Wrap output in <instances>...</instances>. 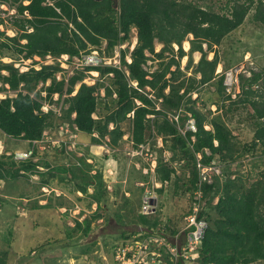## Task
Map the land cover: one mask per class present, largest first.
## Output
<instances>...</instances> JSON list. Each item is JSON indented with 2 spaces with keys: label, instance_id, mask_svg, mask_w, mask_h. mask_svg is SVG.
<instances>
[{
  "label": "trees",
  "instance_id": "1",
  "mask_svg": "<svg viewBox=\"0 0 264 264\" xmlns=\"http://www.w3.org/2000/svg\"><path fill=\"white\" fill-rule=\"evenodd\" d=\"M199 1L195 0L194 3L187 0H0V5L5 4L9 9L15 10L10 25L15 35L9 37L5 31L0 30V93L8 91L15 93L14 97L6 96L0 99V132L9 139L26 142L27 151L31 150L32 142L40 140L43 132L53 128L56 123L52 111L46 113L42 111L41 93L46 92V96L43 97L46 101L55 93L62 95L64 88L63 81L54 80L58 66L42 65L39 70L30 68L27 72H19L12 64L2 63L4 56L12 55L22 57L24 60L33 57L44 59L48 55L54 58L63 54L76 56L80 52L89 53L91 49L100 50L101 41L105 40V50L110 57L116 46L128 41L130 30L135 29L137 43L130 54V62L125 60L126 51L121 50L119 69L104 66L89 67L85 70L96 71L100 78L109 80V85L104 89V98L112 100V105L109 106L107 101L100 104L98 96L95 95L104 84L99 81L94 86H87L81 83L84 74L79 72L67 82L65 94L71 96L67 98L68 108L64 111V119L70 121V116L74 114L71 122L79 132L89 135L97 133V138L92 137V141L95 142L99 136L108 137L113 148L119 146L124 134L120 127L123 122L128 121L132 127L131 139L135 147L146 141V131L149 137L153 135L149 131L153 123L156 133L163 139L165 135L169 136L174 142V147L176 146L174 150L180 152L187 161L186 165L190 167L188 178L182 179L175 174L170 164H158L155 175L161 184L166 185L159 193L169 192L170 197L188 194L189 200L195 203L197 201L193 200V195L200 191L201 200L206 203L205 208L199 212V217L205 220L207 228L203 238L194 245L190 253L195 255L194 263L186 264L263 262L264 180L246 187L243 176L233 179L224 177L234 160L244 155L246 150L243 148L242 153L231 141L232 134L222 121L223 114L207 120L196 107V100H191L187 96L199 85L206 84L216 77L214 73L218 57L214 56L211 61L207 60L208 52H212V47L220 45L228 34L242 25L255 2L221 0L225 2L220 8L222 12H215L211 5L208 8L201 7ZM253 21L264 26V0L256 1ZM4 23L0 16V26ZM189 35L192 39L188 40L190 47L185 69L192 65V55L199 53L200 58L193 72L199 74L200 79L196 82L194 78H189V83L184 87V81H178L183 75L179 60L187 56L182 50V43ZM155 42L163 45L157 53L154 52ZM172 44L177 46V59L171 57L165 64H160L162 66L160 71L150 73L146 70L150 58L145 52L161 59L171 50ZM203 45H206V50ZM172 67H175L173 71ZM251 73V78L239 76L241 92L236 97L242 95V98L232 101V105H249L254 119L260 121L264 119V81L260 93L245 90L247 89L245 85H256L262 78V74L258 72ZM108 74H112V77L107 78ZM148 76L151 79L146 78ZM48 79L51 81L50 85L45 90L36 91L35 96L31 97L35 87ZM132 81L136 83L135 87L131 85ZM79 83L81 84L77 92L72 95ZM147 87L150 91L156 92L154 99L142 92ZM167 88L168 94H165ZM182 88L185 90L180 93ZM218 89L222 94L225 92L223 75L218 80ZM253 97H257L258 100L252 99ZM230 98L231 95L227 94V99ZM156 103L160 107L158 110L154 108ZM100 107H104L107 114L101 118H94L93 114L98 113ZM178 110H181L179 120L184 122L183 124L189 119L194 121L195 132H186L184 136L178 133L175 122L167 118L168 112ZM150 116L156 118L151 120ZM110 124L114 126L111 129ZM205 125L210 128L205 129ZM253 137L250 148L254 149L261 142L264 157V125L256 126ZM40 153L35 147L32 157L26 160H14L13 154L6 156L5 159L0 157V180L26 177L33 171L41 169L40 166L49 168L46 163L33 161ZM198 154L201 156L200 160H197ZM80 162L81 160H78L76 164L78 168L69 169L63 165L57 167L56 170L62 175L61 180L67 176L66 181L74 178V184L80 191L85 192L89 181L95 179L94 193L98 196L96 199L101 200L100 193L103 187L101 173L96 172L93 177L90 174L91 166ZM202 167L214 168L207 172L205 179L200 173ZM216 168L221 170L216 173L214 171ZM84 182L85 184H82ZM215 199L217 202L214 204ZM128 202L126 199L125 205L129 204ZM191 208L189 213L192 212ZM160 215V209L153 216L139 213L135 222L136 227L142 230L126 232L123 237L124 243L142 241L152 234L172 242L178 230L163 225ZM186 215L184 214L182 218ZM86 231H89L88 227ZM147 243L165 264H184V257L177 259L175 263L172 262L165 246L157 247L153 241ZM0 264H5L4 259L0 258Z\"/></svg>",
  "mask_w": 264,
  "mask_h": 264
},
{
  "label": "rangeland",
  "instance_id": "2",
  "mask_svg": "<svg viewBox=\"0 0 264 264\" xmlns=\"http://www.w3.org/2000/svg\"><path fill=\"white\" fill-rule=\"evenodd\" d=\"M187 1L195 3V0ZM253 1L255 4L246 15L242 25L228 34L220 45L212 47V52L207 54V60L210 61L214 56L218 57L214 73L216 77L187 94L191 100H196V107L202 111L207 120L223 114L222 121L232 134L231 141L241 152L243 148L246 150L244 155L234 160L231 168L227 171L228 174L225 173L224 176L230 179L243 176L246 187L254 182L264 180V157L262 156L261 142L254 149L250 148L255 128L258 124L264 125V119L255 120L251 108L247 104L232 105V101L242 98V95L236 97L241 92L240 75L247 79L251 78L252 71L262 74V78L256 85H245L247 88L245 90L260 93L263 89L264 26L253 21L257 0ZM224 3L221 0H200L198 4L203 8H208L211 5L213 11L219 12ZM14 15V9H9L5 4L0 5V16L5 22L3 26H0V30L5 31L9 37L15 35V31L10 27ZM190 39L192 37L188 36L185 40ZM101 42L100 50L97 52L100 57L108 58L105 50L106 42L105 40ZM136 43V30L131 29L128 41L116 46L112 56L119 55L120 51L124 50L126 51L125 60L130 62V54ZM185 43H182V50L187 56L179 60L183 75L178 79L180 82L184 81V87L189 83V78H194L196 82L200 79V75L193 72L200 58L199 53L192 55V65L189 69H185L190 47L188 44L186 50ZM154 46L155 53L163 47L158 42H155ZM203 48L206 50V45H203ZM213 51L216 53L214 54ZM145 55L150 58L146 66L147 69H145L153 73L162 70L160 64H165L171 57L177 59V46L172 44L171 50L165 53L161 59L148 52H145ZM60 61L61 57L54 58L52 56H47L44 59L33 57L27 61H23L22 57L12 55L2 58V63L12 64L19 72H27L30 68L39 70L42 65H56L59 69L54 73V80L55 82L63 81L64 88L62 95L53 94L50 100L46 101L43 100L46 92L41 93L42 105H44L41 108L42 111L45 113L52 111L56 122L53 128L47 129L44 133L48 137H52L55 142L60 141L61 149H63L56 150L46 143L40 144L37 147L41 152L40 156L33 161L46 163L49 168L40 166L41 169L33 171L26 177L22 176L17 180H0V258L4 259L5 264H120L117 254L125 246L123 237L126 232L142 230L136 227L135 221L136 216L141 213L142 203L146 197L153 200L152 212L148 214L153 216L160 209L162 224L170 229H177L180 233L184 224L182 216L187 214L194 202L189 200L188 194L170 197L169 192L159 193V190L164 189L166 185L161 184L157 179L155 169L158 164H170L178 177L187 179L190 167L186 165L187 161L184 160L180 152L174 150L176 146L174 147L171 138L165 135L163 139L160 134L156 133L153 123L149 130L153 135L149 137L148 131H146V141L137 147L133 146L132 127L128 121L120 125L124 134L116 148H113L109 143L108 137L101 138L98 134L99 139L95 142L92 141V137L97 138V133L89 135L79 132L71 122L75 115L70 116V121L65 120L64 111L68 108L67 98L71 96L65 94L67 82L74 74L82 71L71 67V62H68L69 65H65ZM93 67L102 68L104 65L94 64ZM174 69L175 67L171 68L172 71ZM229 71L238 74V93L233 88L229 94L231 98L227 99L228 90H225L223 94L220 93L218 80L223 75V86L225 87L224 83L227 81L225 74ZM83 74L87 86H94L99 81L104 84L99 87L95 95L98 96L100 104L107 101L111 106L112 100L104 98V89L109 85V80L100 78L98 72L86 71ZM169 76L168 74L167 78ZM106 77L111 78L112 74H108ZM146 78L151 79L150 76ZM50 82L48 79L45 83H39L31 93V97L35 96L36 91L45 90ZM130 83L134 87L136 86L135 82ZM227 83L229 82L227 81ZM79 86L80 84L75 86L72 95L77 92ZM183 90L185 88H182L180 93ZM142 92L151 98L156 93L150 91L148 87ZM164 93L168 94V88ZM6 96L14 97L15 93L10 91L0 93L1 99ZM252 99L258 100L257 97ZM155 107L157 110L160 108L157 103ZM106 114L104 107H100L99 112L93 114V117L101 118ZM180 114L181 110L168 112L167 118L175 122L176 130L183 136L180 130L184 128L185 124L179 120ZM150 117L151 120L156 118L155 116ZM113 127L112 124L109 125V129ZM209 128L205 125V129ZM140 146H143L142 150H139ZM27 148L26 142L9 139L0 132V157L5 159L6 156L13 154V151L26 152ZM247 148L250 150L248 151ZM196 157L197 160L201 159L199 154ZM78 160L91 166L90 171L92 172H89L92 176L96 172L101 173L103 185L100 193L101 200L96 199L98 196L94 193V178L89 181L85 192L80 191L79 187L74 184V178L66 181L67 176L61 180L62 175L56 170L57 167L63 165L69 169L78 168L76 167ZM216 170L219 172L221 168ZM203 171L201 168L200 173L202 174ZM209 179L211 181V173ZM194 197L193 195V200H195ZM126 199L129 200L127 205H125ZM216 202L217 199L214 200V204ZM205 206V201H202L200 197L197 208L201 211ZM188 214L190 213L188 212ZM87 227L89 231H86ZM150 239L159 240L160 237H155L152 234ZM140 256H144L142 264H165L160 256L156 258V256L147 255L146 252L141 253ZM170 260L174 263L177 261L174 258ZM193 260H195V255L188 253L185 254L183 263H194ZM253 264H264V261Z\"/></svg>",
  "mask_w": 264,
  "mask_h": 264
},
{
  "label": "built area",
  "instance_id": "3",
  "mask_svg": "<svg viewBox=\"0 0 264 264\" xmlns=\"http://www.w3.org/2000/svg\"><path fill=\"white\" fill-rule=\"evenodd\" d=\"M68 56H62L61 61L66 65L68 64ZM71 61V67L75 68L76 70H83L86 67L94 66V64H97L99 66H112L115 68H120V58L118 54H115L114 56L103 58L100 57L98 52L93 50L90 54L85 53H79V55L73 57L70 59ZM60 61V63H61ZM70 67V66H69ZM233 71H229V73H226V79L227 81L224 83L225 90H228V94L231 93V90L235 88V92L238 93V74L233 75ZM85 82V81H84ZM86 83V82H85ZM44 106V105H42ZM195 124L192 119H189L185 125L184 128L180 130L181 134L184 136L186 132H195ZM46 143L48 146L51 147H60V141L55 142L52 137H48L45 133L43 134V137L39 141H33L32 148L29 151L26 152H15L14 153V159L15 160H25L28 159L34 152V149L36 146H39L40 144ZM139 150H142L143 146L139 147ZM204 170L201 176L203 179L206 178V174L208 171L214 169L213 167H202ZM217 169V168H216ZM214 170L216 173L217 170ZM194 199L197 201L193 203L192 206V212L184 217L185 225L183 226L180 233H178L172 240V242L167 239L160 237L159 240L157 239H150V237L145 238L144 240H135L132 243H125V246H123L118 251V260L120 261V264H142L143 257L140 256L141 253L146 252L147 255L156 256L158 258L159 254L156 251H153L148 241H153L157 247L159 246H165L168 249V252L171 255V258L179 259L182 257H185V254H190L193 249L194 245L198 244L200 239L203 238L204 232L207 228V223L204 219L199 217V208H197L199 204V198L201 197V192L197 191L194 194ZM152 198L146 197L145 201L142 203V214H148L152 212L151 205H152ZM199 217V218H198ZM149 249V250H148ZM130 254V255H129ZM142 257V258H141Z\"/></svg>",
  "mask_w": 264,
  "mask_h": 264
},
{
  "label": "clouds",
  "instance_id": "4",
  "mask_svg": "<svg viewBox=\"0 0 264 264\" xmlns=\"http://www.w3.org/2000/svg\"><path fill=\"white\" fill-rule=\"evenodd\" d=\"M190 37H192L191 35H189ZM184 42H188V40H185ZM24 43H25V41H24ZM188 44H189V42H188ZM94 49H91V51L89 52V53H86V52H80V53H85V54H90L92 51H93ZM95 51H98V50H95ZM79 55V54H78ZM49 57H51L50 55H48ZM62 56H68L69 57V59H68V62H70L71 60L70 59H72L73 57H75V56H69V55H67V54H63V55H60L59 57H62ZM77 56V55H76ZM47 57V56H46ZM38 58V57H37ZM23 61H27V60H30V59H27V60H24V59H22ZM89 67H93V66H89ZM89 67H86V68H89ZM106 67H112V66H106ZM86 68H84L83 70H81L83 73H85L86 71ZM113 68H115V67H113ZM93 72H96V71H93ZM97 73V72H96ZM75 75V74H74ZM84 80H85V78L83 79V81L81 82V83H84V84H86L85 82H84ZM81 83H79V84H81ZM78 85V84H77ZM6 87H8V86H6ZM55 95H56V93H55ZM1 99V98H0ZM2 99H4V98H2ZM43 134H44V132H43ZM43 134H42V137H43ZM42 137L40 138V140L42 139ZM34 141H39V140H34ZM192 141H194V138L192 137ZM38 146H36V148H37ZM53 148H56V149H61V146L60 147H53ZM15 152H22V151H13V155H14V153ZM33 155V154H32ZM32 155L30 156V157H32ZM29 157V158H30ZM26 160V159H25ZM18 161V160H17Z\"/></svg>",
  "mask_w": 264,
  "mask_h": 264
},
{
  "label": "bare ground",
  "instance_id": "5",
  "mask_svg": "<svg viewBox=\"0 0 264 264\" xmlns=\"http://www.w3.org/2000/svg\"><path fill=\"white\" fill-rule=\"evenodd\" d=\"M187 47H188V43L186 42V43H185V49H186V50H187Z\"/></svg>",
  "mask_w": 264,
  "mask_h": 264
}]
</instances>
